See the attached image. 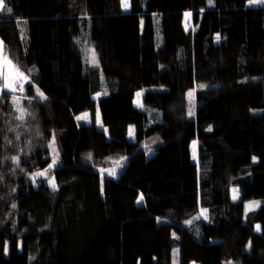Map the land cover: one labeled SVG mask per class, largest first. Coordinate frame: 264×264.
I'll return each mask as SVG.
<instances>
[{
  "label": "trees",
  "instance_id": "16d2710c",
  "mask_svg": "<svg viewBox=\"0 0 264 264\" xmlns=\"http://www.w3.org/2000/svg\"><path fill=\"white\" fill-rule=\"evenodd\" d=\"M5 6L30 78L0 94V264H264V5ZM56 141L53 188L36 174Z\"/></svg>",
  "mask_w": 264,
  "mask_h": 264
},
{
  "label": "rangeland",
  "instance_id": "374dc122",
  "mask_svg": "<svg viewBox=\"0 0 264 264\" xmlns=\"http://www.w3.org/2000/svg\"><path fill=\"white\" fill-rule=\"evenodd\" d=\"M129 3H130V0H128V5H129ZM253 4L261 5L262 6V5H264V2H261V3H253ZM127 9H129V6L127 7ZM0 41L3 42V49H2V51H0V72H4L5 74H7V83L12 85L11 87H7L6 88V80H5V77L3 75H0V94L3 92V90H6V89H10L14 93L21 92L22 87H23L22 84L24 82H26V80L29 79L30 76L25 75L23 73V71L18 67V65L9 56V54L7 52V49H6V46H5V42L3 41V39L1 37H0ZM88 44H89V41H88V39L85 38L83 40V45L86 47L85 51H86L88 60H89L90 63H92L91 62V60H92V50H94V49H93V47H90L89 48ZM5 57L7 58L8 61L11 62V65H7V64L4 63V58ZM95 57H96V60L98 61L96 54H95ZM12 66H14V69L15 70H18L20 73H23V78H18L16 76V72H15V70L12 69ZM138 93H140V95L139 96L138 95L136 96V102L137 103H140V101H141V95L143 94V92L142 91H138L137 94ZM190 93H192V95L190 97H191V100H192V103H193V101H194V92H190ZM15 102L16 103H20V101L16 97H15ZM94 116L97 117L98 116V112H95L94 113ZM98 117L97 118H94V120L98 123V125H100V121H99V118ZM89 119L92 120L93 118H91L90 115L87 114L86 121H88ZM155 142H157L156 139L154 140V143ZM52 149H53V152H52V160H51L50 164H52L53 159H56L58 161L57 162V164H58L59 163V151H58L57 141L53 143V148ZM125 159L126 158H124V159L123 158L122 159H118L116 157H112L108 162H106L105 164H103V166L101 165V171L104 174L108 175V171H106V170H111V169L115 168L116 169V172L118 173L119 169L125 164ZM98 162H100V161H98ZM55 167L49 168V165H48L46 168L40 170L38 173H40V172H46V175L43 176V178H45V180H47V182L54 181V183L56 184L55 175H54V169H55ZM51 185H52V183H51ZM178 258H179V256L176 253L175 259H174L176 264H178Z\"/></svg>",
  "mask_w": 264,
  "mask_h": 264
},
{
  "label": "snow or ice",
  "instance_id": "6c2138e0",
  "mask_svg": "<svg viewBox=\"0 0 264 264\" xmlns=\"http://www.w3.org/2000/svg\"><path fill=\"white\" fill-rule=\"evenodd\" d=\"M209 2H211V0H209ZM261 2H264V0H248V3H249V4H253V3H261ZM121 3H122V6H123L125 9H127V7L129 6V5H128V0H121ZM5 9H6V11H7L8 13H11V12H12V9H11V8H6V6H5V0H0V11H4ZM187 15H190V14H186V16H187ZM216 38H217V40H219V39H220L219 35H217ZM2 49H3V42L0 41V51H2ZM91 62H92L93 64H96V63L98 62V61L96 60V57H95V51H94V50H92V60H91ZM4 63L7 64V65H11V62L8 61L6 57L4 58ZM12 69L15 70V69H14V66H12ZM15 72H16V76H17L18 78H23V73H20L18 70H15ZM0 75H3V76L5 77V80H6V88H7V87H11L12 85L7 83V74H5L4 72H0ZM37 93H38V97H39V98H44V99H46V97H44V94H43L42 92H40L39 89H37ZM137 95L139 96L140 93H138ZM189 95L191 96L192 93H189ZM19 111H20V116H19L18 118L21 119V120H23V119H24V109L21 108V109H19ZM189 115H192V113L190 112ZM86 117H87V114H84V115L81 116V117H77V119H84V118H86ZM129 134H130V135L133 134L131 129H130ZM14 159H16V158H14ZM16 162L18 163L19 161L17 160ZM57 162H58V161H57L56 159H53V162H52V164L49 165V168H53V167H55V166L57 165ZM118 163H119V162H118ZM106 171H108V175H111V176H115V175L117 174L115 168H113V169H111V170H106ZM36 175H37V176H41V177H43V176L46 175V172H40V173H37ZM50 183H52L53 188H55V183H54V181H50ZM236 198H237V190H236V189H233V199H236ZM143 199H144L143 194H141V195L139 196V198H138L137 203L142 202ZM206 212H207L206 209L201 210V215H204V218H205V219H207ZM189 223H190V221H189ZM259 228H260V226L257 225V229H258V230H259ZM5 251H7V248H5Z\"/></svg>",
  "mask_w": 264,
  "mask_h": 264
}]
</instances>
